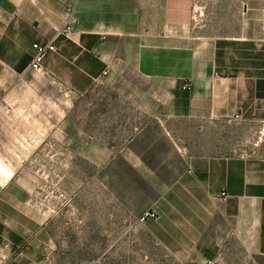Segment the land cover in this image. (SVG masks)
Returning a JSON list of instances; mask_svg holds the SVG:
<instances>
[{"label":"crops","instance_id":"1","mask_svg":"<svg viewBox=\"0 0 264 264\" xmlns=\"http://www.w3.org/2000/svg\"><path fill=\"white\" fill-rule=\"evenodd\" d=\"M72 1L0 0V134L5 94L35 95L34 45L55 46L38 72L42 112L29 96L27 127L6 122L17 143L0 145V264H55L51 196L37 203L20 150L33 146L19 138L37 123L72 137L57 88L91 105L70 125L71 148H83L85 121L87 147L122 146L130 217L156 212L138 227L170 264H264V0H76L65 35ZM128 250L117 264H147Z\"/></svg>","mask_w":264,"mask_h":264},{"label":"rangeland","instance_id":"2","mask_svg":"<svg viewBox=\"0 0 264 264\" xmlns=\"http://www.w3.org/2000/svg\"><path fill=\"white\" fill-rule=\"evenodd\" d=\"M26 79V78H25ZM37 82V88L29 94L28 89L10 90L2 100L5 114L4 130L0 134V145H16L17 137L7 135L6 122L14 121L27 127L28 97H36V111L43 110L42 86L47 82L42 73L34 72L30 78ZM31 91V90H30ZM54 92V90H53ZM63 115L67 118L69 134L72 137L50 136L36 125L37 135L20 136V146L30 143L32 148H20L25 157L22 174L34 188L37 203L43 208L46 195L51 196L52 214V257L55 264H114L115 257L129 255L147 256V264H156V257L171 263V254L158 246L157 239L149 229H140L137 219L130 217L131 209L125 201L123 148H89L91 125L85 121L83 148H71L76 131L70 127L76 122V115L90 111L86 99L81 105L71 93L55 90ZM18 98L20 100H18ZM34 105L32 104V108ZM57 111V112H58ZM38 115V113H37ZM38 118V117H37ZM98 126V125H96ZM55 127H53V130ZM103 130H100L99 133ZM54 132V131H53ZM45 133V135H44ZM81 143V138L78 137ZM112 143L115 131L103 138ZM119 142V141H118ZM122 143V142H119ZM236 153L252 154L256 148H231ZM30 150V152H28ZM228 149H219L225 153ZM234 153V152H233ZM112 198L108 200V197ZM147 209L145 211H148ZM144 211V212H145ZM154 222V220L152 221ZM151 222L148 223V225ZM147 224V223H146ZM152 224V223H151ZM150 224V225H151ZM131 226V227H130ZM142 249V253H140ZM160 258V259H161Z\"/></svg>","mask_w":264,"mask_h":264},{"label":"built area","instance_id":"3","mask_svg":"<svg viewBox=\"0 0 264 264\" xmlns=\"http://www.w3.org/2000/svg\"><path fill=\"white\" fill-rule=\"evenodd\" d=\"M75 9H76V0H73L67 7V11L69 14L67 24L61 28L59 31L62 34L68 35V33L72 30L73 24L75 22ZM36 54L33 57L30 67L31 69L40 72L42 70V62L45 56V53L48 50H54L55 46L53 44L42 45V44H35ZM225 195V192L223 193ZM156 218V212L152 209L145 211L139 218L138 223L146 224L148 219Z\"/></svg>","mask_w":264,"mask_h":264},{"label":"water","instance_id":"4","mask_svg":"<svg viewBox=\"0 0 264 264\" xmlns=\"http://www.w3.org/2000/svg\"><path fill=\"white\" fill-rule=\"evenodd\" d=\"M209 254V253H208ZM209 255H211V254H209Z\"/></svg>","mask_w":264,"mask_h":264}]
</instances>
